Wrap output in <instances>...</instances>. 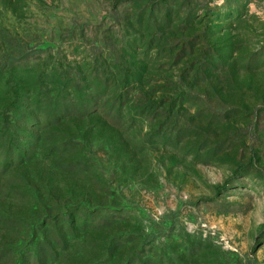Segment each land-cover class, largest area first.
Here are the masks:
<instances>
[{
	"label": "rangeland",
	"instance_id": "374dc122",
	"mask_svg": "<svg viewBox=\"0 0 264 264\" xmlns=\"http://www.w3.org/2000/svg\"><path fill=\"white\" fill-rule=\"evenodd\" d=\"M0 264H264V0H0Z\"/></svg>",
	"mask_w": 264,
	"mask_h": 264
}]
</instances>
